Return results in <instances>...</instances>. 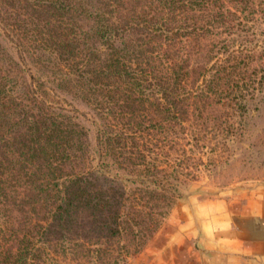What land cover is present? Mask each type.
Here are the masks:
<instances>
[{"label":"trees","instance_id":"1","mask_svg":"<svg viewBox=\"0 0 264 264\" xmlns=\"http://www.w3.org/2000/svg\"><path fill=\"white\" fill-rule=\"evenodd\" d=\"M11 1L21 5L26 28L21 33L13 25L15 17L10 22L0 14L1 31L19 60L30 62L36 72L27 73V79L19 73L27 84L19 98L11 93L13 81L0 66V264L29 263L37 256V245L28 236L47 233L44 225L34 226L18 237L10 209L22 211L23 195L31 203L39 200L47 227H63L80 212L99 217L110 234L131 233L133 225H141L136 215L146 213L144 199L160 194L162 169L146 154L145 143H128L127 137L140 129L144 117L154 121V128L161 127L175 122L184 110L192 88L186 89L189 71L183 58L190 41L212 40L200 54L209 52L213 58L196 72L198 91L206 99L243 108L242 90L264 84L263 72L245 75L241 70L251 48L240 42L234 47L225 36L213 37L231 31L234 24L237 28L233 18L243 17L249 0ZM13 36L25 39L28 48H35L32 41L49 48L52 68L41 70ZM45 80L58 88L78 87L72 94L90 105L94 165L73 171L63 165L76 159L67 148L78 145L74 139L82 128L69 122L64 111L72 107L64 106L67 100L58 97L63 105L31 91V84L42 87ZM119 120L130 124L123 132L115 130ZM18 123L23 130L13 132L10 128ZM126 182L138 187L127 191Z\"/></svg>","mask_w":264,"mask_h":264},{"label":"rangeland","instance_id":"2","mask_svg":"<svg viewBox=\"0 0 264 264\" xmlns=\"http://www.w3.org/2000/svg\"><path fill=\"white\" fill-rule=\"evenodd\" d=\"M20 6L11 0H0L3 20L11 22L9 17H15L16 23L13 25L23 33L26 25L21 22L24 13ZM246 10L239 20L233 18L232 23L239 22L237 28L234 24L231 31L213 37L225 36L234 47L240 42L251 48L253 52L248 54L245 64L241 63L244 65L241 70L245 75H251V71L261 75L262 72L264 74V54L261 52L264 45V0H249ZM0 26H3L2 22ZM8 35L12 37L10 31ZM13 39L24 43L41 70L52 68L48 60L53 59V53H49V48L43 50L38 47L39 42L32 41L35 45L32 49L27 47L22 37L13 36ZM211 41L209 37L192 40L183 52L189 71L186 89L192 88L187 90L184 110L177 115L178 119L172 124L163 123L161 127L154 128V121L144 117L139 124L140 129L135 128V134L127 137L128 143H145L148 148L146 154L162 169L160 176L163 186L160 194L144 199L146 213L136 215L141 225H133L131 233L122 230L110 234L101 226L99 217H88L80 212L63 227H47L48 218L43 216L39 200L31 203L23 195L20 204L22 211L16 213L15 208L10 209L11 221L18 226V237L22 238L34 226L42 229L40 226L44 225L43 229L47 232L45 235L34 233L28 236L37 245V256L28 259L27 264H130L138 257L152 234L161 232L159 228L168 213L181 201L244 194L250 188L264 184V84L259 86L255 83L256 88L248 86V90H242L245 103L243 108L206 99L198 91L200 88L196 85V72L201 71L213 58L209 52L200 54V51L203 52L211 45ZM17 56L14 45L0 28V66L13 81L11 93L23 98V88L27 84L19 79V73L27 79V73H34L36 69L30 62L21 61ZM40 78H44V75ZM41 85L38 87L37 83L31 84L30 89L38 97L59 101L63 105L64 102L58 97L67 100L69 104L64 106L72 107V110L64 111L69 116V122L82 128L74 139L79 142L78 145L67 148L71 154L76 155V159L67 160L63 165L69 171L94 165L96 158L92 146L95 142V129L90 121L93 114L90 105L72 94L78 92L76 86L58 88L54 82L46 80ZM20 123L10 129L21 132L23 127ZM129 125L119 120L115 130L123 132ZM7 139L11 142L10 135ZM117 170L123 172L121 167ZM126 183L127 191H135L138 187L135 183ZM148 222L152 223L151 227L142 226Z\"/></svg>","mask_w":264,"mask_h":264},{"label":"crops","instance_id":"3","mask_svg":"<svg viewBox=\"0 0 264 264\" xmlns=\"http://www.w3.org/2000/svg\"><path fill=\"white\" fill-rule=\"evenodd\" d=\"M159 230L130 264H264V184L181 201Z\"/></svg>","mask_w":264,"mask_h":264}]
</instances>
